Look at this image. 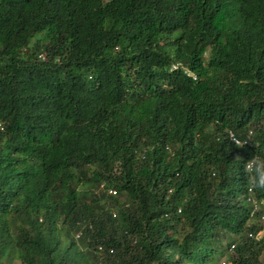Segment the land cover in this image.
Instances as JSON below:
<instances>
[{"label": "trees", "instance_id": "obj_1", "mask_svg": "<svg viewBox=\"0 0 264 264\" xmlns=\"http://www.w3.org/2000/svg\"><path fill=\"white\" fill-rule=\"evenodd\" d=\"M250 186L264 0H0V264H264Z\"/></svg>", "mask_w": 264, "mask_h": 264}, {"label": "built area", "instance_id": "obj_2", "mask_svg": "<svg viewBox=\"0 0 264 264\" xmlns=\"http://www.w3.org/2000/svg\"><path fill=\"white\" fill-rule=\"evenodd\" d=\"M228 137L230 138V140L237 146H241L242 144H244V142H241L236 136H234L233 133L229 132ZM254 164L255 161L252 160L250 162H248L245 166L246 171L248 173H251V171H253L254 169ZM109 193L115 194V192L113 191H109ZM246 202L249 204V206L251 207V212H250V217L254 218L255 216H258L256 219L259 222L261 229L259 230V232H257L255 235L249 234L248 236L250 238H254L256 240H260L264 237V202L263 201H259L253 191L252 186H250L248 188L247 191V196H246ZM233 248V246H232Z\"/></svg>", "mask_w": 264, "mask_h": 264}, {"label": "rangeland", "instance_id": "obj_3", "mask_svg": "<svg viewBox=\"0 0 264 264\" xmlns=\"http://www.w3.org/2000/svg\"><path fill=\"white\" fill-rule=\"evenodd\" d=\"M106 1V0H104ZM118 199L123 202L124 198L122 196H118ZM248 225H257L259 226V224L257 223V220H252L249 222ZM262 226V225H261ZM245 234V233H244ZM264 238V237H263ZM237 237L236 236H228L227 239H223V242L221 243L223 245V247H225L226 245L229 244V242H233L234 240H236ZM232 248V247H231ZM233 251V250H232ZM231 255V253L226 254L225 256H222L219 259V264H224L227 261V258ZM12 264H18L17 260H14Z\"/></svg>", "mask_w": 264, "mask_h": 264}, {"label": "clouds", "instance_id": "obj_4", "mask_svg": "<svg viewBox=\"0 0 264 264\" xmlns=\"http://www.w3.org/2000/svg\"><path fill=\"white\" fill-rule=\"evenodd\" d=\"M109 191H110V190H108V192H109ZM247 191H248V190H247ZM246 196H247V193H246ZM245 201H246V199H245ZM246 203H247V202H246ZM247 204H248V203H247ZM248 205H249V204H248ZM249 207H250V206H249ZM250 208H251V207H250ZM251 210H252V209H251ZM257 217H258V216H257ZM257 217H256V216H255L254 218H251V217H250V218H251L250 221H252V220H257V219H258ZM256 218H257V219H256ZM250 221H249V222H250ZM257 223L259 224L258 221H257ZM248 224H249V223H248ZM248 226H249V225H248ZM259 226H260V224H259ZM260 229H261V226H260L259 230H260ZM259 230H258L257 232H259ZM257 232H256V233H257ZM255 240H256V239H255ZM260 240H261V239H260ZM231 247H232V246H231ZM233 248H234V245H233ZM233 248H230V253L234 251ZM232 250H233V251H232ZM224 264H225V263H224Z\"/></svg>", "mask_w": 264, "mask_h": 264}, {"label": "bare ground", "instance_id": "obj_5", "mask_svg": "<svg viewBox=\"0 0 264 264\" xmlns=\"http://www.w3.org/2000/svg\"><path fill=\"white\" fill-rule=\"evenodd\" d=\"M244 148V147H243Z\"/></svg>", "mask_w": 264, "mask_h": 264}]
</instances>
